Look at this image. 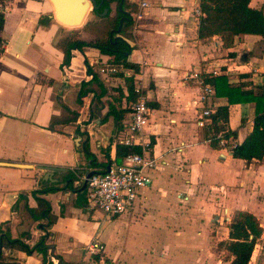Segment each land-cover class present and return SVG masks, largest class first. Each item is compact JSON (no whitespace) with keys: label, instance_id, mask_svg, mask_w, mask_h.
Returning a JSON list of instances; mask_svg holds the SVG:
<instances>
[{"label":"crops","instance_id":"obj_1","mask_svg":"<svg viewBox=\"0 0 264 264\" xmlns=\"http://www.w3.org/2000/svg\"><path fill=\"white\" fill-rule=\"evenodd\" d=\"M199 3L125 0L123 12L136 7L129 14L127 40L128 60L139 69L133 89H140L151 109L143 132L157 162L149 171L151 186L141 190L131 213L106 220L75 192L37 195L50 205V226L44 230L45 220H34L27 211L38 209L30 193L63 188L69 171L79 179L73 187L82 186L83 173L93 171L85 145L99 163L114 161L130 93L121 70L95 48L72 50L64 64L57 43L71 33L92 40L83 27L95 21H86L93 12L72 29L54 19L48 0H6L0 32V163L32 168L0 165V231L30 247L45 237L51 264H230L218 244L228 240L230 219L243 211L263 229L248 264H264V158L245 162L234 159L229 148L210 147L205 129L196 126L199 89L184 80L188 71L213 70L219 73L212 79L222 75L232 86L255 92L253 86L264 80V38L243 35L231 49L216 36L198 39L194 11ZM250 6L264 11V0H251ZM117 7L110 4L112 16ZM82 83H88V92L78 102ZM118 88L120 102L113 101ZM215 103L225 106L227 99L215 96ZM228 109L227 129L236 133L238 145L252 129L255 103ZM94 239L104 246L102 253L86 250ZM2 252L0 264L42 262L40 254L17 246Z\"/></svg>","mask_w":264,"mask_h":264},{"label":"trees","instance_id":"obj_2","mask_svg":"<svg viewBox=\"0 0 264 264\" xmlns=\"http://www.w3.org/2000/svg\"><path fill=\"white\" fill-rule=\"evenodd\" d=\"M99 3L101 0H96ZM120 0H104L98 12L102 14L104 9H108V13L104 16L97 15V19L93 22L87 23L83 27V31L90 34L93 39L90 41H83L74 33L66 36L57 43V47L61 48L64 53V64L68 65L72 57L71 51H81L83 48H95L103 56H107L111 65L116 66L124 77L126 86L130 93L126 99L132 104L137 99V94L134 92V75L139 72L136 65L128 60L131 47L127 40L130 39L129 30L132 28V21L129 14L136 10L131 9L127 13L128 20L123 21L120 31L116 32L119 27L121 18L125 16L122 12L116 9V13L112 16L110 14V4L115 2L117 5ZM6 0H0V6L5 4ZM251 0H200L199 11L200 16L198 20V39L203 40L219 37L224 49H231L236 45V41L243 35H253L264 38V11L263 9H254L250 6ZM125 0L122 5V10L125 9ZM4 12L0 9V32L3 29L5 17ZM114 31L112 34L111 32ZM114 39L116 42L114 43ZM231 55V54H230ZM89 68V67H88ZM125 72H131L132 75L125 76ZM90 74V68L87 70ZM94 76V74H92ZM96 80L95 76L92 79ZM91 80V81H92ZM207 83L211 84L216 91L217 98H226L227 104L225 106H218L216 111L211 115V124L205 128L204 136L208 141L210 147L215 150L222 149L220 141L227 142V148L231 147L232 141L236 138V133L227 129L229 106L235 104L255 103V117L250 132L247 134L245 140L238 145H235L230 151L232 157L245 162L262 161L264 158V92L263 83L253 86V91H242V86H232L225 76H217L210 78ZM88 83H82L80 86L79 98H82ZM117 96L113 101L120 102L123 98L121 89H115ZM110 115L116 114L115 108L110 104ZM127 111L123 110L120 113L123 115ZM116 120L117 118L114 117ZM220 135V137H218ZM86 161L89 167L95 171L104 172L106 166L111 163L109 159L105 163H99L96 157L89 151L87 145L83 149ZM141 151L138 147H125L116 145L115 159L113 162L120 164L128 155L139 154ZM76 172L69 171L65 177V186L61 189L48 187L41 190L32 191L30 194L37 202L38 209L27 208L28 213L34 220H45L43 229L50 226L49 214L50 205L44 199L37 197V195L53 193L59 190H68L75 192L79 198L86 201V189L81 191L82 186L73 187V183L78 181ZM262 228L258 220L248 212H237L229 221V238L227 241L218 244V249L225 253V260H229L230 264H248L254 248L262 234ZM45 237H42L32 247L22 243L20 240H12L7 232L0 231V260L2 258V250L4 248L18 247L26 253L31 254L36 252L41 255V264H51L49 258V246L45 243Z\"/></svg>","mask_w":264,"mask_h":264},{"label":"built area","instance_id":"obj_3","mask_svg":"<svg viewBox=\"0 0 264 264\" xmlns=\"http://www.w3.org/2000/svg\"><path fill=\"white\" fill-rule=\"evenodd\" d=\"M141 6L147 5L142 3ZM0 9L5 12V4L0 6ZM194 16L196 18L200 16L199 8L194 11ZM111 71L115 70L111 69ZM218 73L213 70H192L184 75V80L193 81L199 89L196 100V104L201 105L196 121V126L199 129L210 126V117L217 109L215 89L207 83V80ZM139 90L134 88V92L138 96L130 106L128 119L116 137V143L125 147H138L141 152L126 156L120 164L112 161L108 164L109 171L107 173L94 175L86 181L87 204L90 208L94 206L95 210H100L109 219L119 218L132 212L141 190L151 186L149 171L156 168V159L150 156V145L143 139L144 128L148 124L151 109L147 105L146 99L139 96ZM235 145L233 140L229 149L231 150ZM220 147L227 148V142L221 140ZM84 179L85 176L80 178L81 184ZM86 250L90 254H99L103 252L104 246L94 239Z\"/></svg>","mask_w":264,"mask_h":264},{"label":"water","instance_id":"obj_4","mask_svg":"<svg viewBox=\"0 0 264 264\" xmlns=\"http://www.w3.org/2000/svg\"><path fill=\"white\" fill-rule=\"evenodd\" d=\"M53 8V16L54 19L64 25L71 26L72 29H76L82 26L86 19V15L89 12H97L99 8L102 6L104 0H101L99 3H97L96 0H48ZM124 3V0H120L118 4V11L125 14L123 18H121L119 22V27L116 30V32L120 31L121 25L123 21L128 20L127 13L123 12L122 5ZM108 13V9H104L102 14L100 16H104ZM114 31L111 32V34ZM116 42V39H114V43ZM263 92H264V83H263ZM0 165H5L9 167L14 168H32L31 165H24V164H6V163H0ZM109 171V165L106 166L104 172L100 171H89L85 173V179L82 183L81 191H83L86 188V181L90 177L94 175H100L107 173ZM84 174V173H83Z\"/></svg>","mask_w":264,"mask_h":264},{"label":"rangeland","instance_id":"obj_5","mask_svg":"<svg viewBox=\"0 0 264 264\" xmlns=\"http://www.w3.org/2000/svg\"><path fill=\"white\" fill-rule=\"evenodd\" d=\"M94 19L96 20L97 17H96L93 13H90V14L88 15L86 21H91V20H94ZM84 166H86L85 163H84ZM83 168H84V167H83ZM83 176H85V175L83 174L81 177H83ZM92 207H93V208H92ZM92 207H91V209H92V210H95V209H94L95 207H94V206H92ZM95 211H96L95 213L101 214L102 217H103V219L106 220V218H105L106 216L103 215L102 212H101L100 210L97 209V210H95Z\"/></svg>","mask_w":264,"mask_h":264},{"label":"flooded vegetation","instance_id":"obj_6","mask_svg":"<svg viewBox=\"0 0 264 264\" xmlns=\"http://www.w3.org/2000/svg\"><path fill=\"white\" fill-rule=\"evenodd\" d=\"M95 16L97 15H101L98 11L97 12H93ZM89 172V171H88ZM85 175V174H84Z\"/></svg>","mask_w":264,"mask_h":264}]
</instances>
